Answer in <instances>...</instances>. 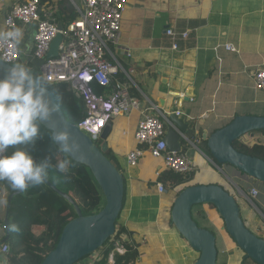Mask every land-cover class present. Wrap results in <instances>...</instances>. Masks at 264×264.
Listing matches in <instances>:
<instances>
[{
    "label": "crops",
    "instance_id": "crops-1",
    "mask_svg": "<svg viewBox=\"0 0 264 264\" xmlns=\"http://www.w3.org/2000/svg\"><path fill=\"white\" fill-rule=\"evenodd\" d=\"M25 1L0 0V33L5 32L11 7ZM168 30L174 31L175 39L168 36ZM33 37V27L22 30L20 62L25 65L33 60ZM114 50L126 70L133 71V93L143 104L141 110L115 118L106 141L125 179L119 222L139 245L142 257L137 264H194L199 257L172 224V209L182 187H165L160 193L155 181L159 171L165 173L163 161L135 140L143 112L151 104L168 117L187 94L189 101L178 112L186 122L198 124L190 135L195 147L185 149L196 167L191 185L223 187L239 201L243 215L264 239V185L249 184L239 171L216 165L205 144L206 136L237 116L264 117V94L252 79V72L264 66V0H129L120 45ZM127 52L131 57L126 58ZM255 141H264V133L240 140L246 144ZM136 149H144L145 156L137 167H131L127 157ZM251 188L259 191L254 205L243 195ZM192 217L199 227L215 234L217 264H257L217 221L211 205L195 206ZM4 236L0 228V239ZM5 262L0 254V264Z\"/></svg>",
    "mask_w": 264,
    "mask_h": 264
},
{
    "label": "built area",
    "instance_id": "built-area-1",
    "mask_svg": "<svg viewBox=\"0 0 264 264\" xmlns=\"http://www.w3.org/2000/svg\"><path fill=\"white\" fill-rule=\"evenodd\" d=\"M74 5L78 18L62 31L58 24L43 20L40 16V0L17 2L7 14L4 26L5 32L26 27L34 28L32 44V59L29 67L38 69L40 75L50 78V85L69 84L83 99L86 116L78 127L94 141L99 142L104 130L117 117L126 116L142 109V102L133 95L136 84L132 80L133 71H127L114 48L120 45L122 25L129 0H79ZM61 34L63 40L59 46V55L50 59L48 55L55 38ZM169 37L175 39L173 30H168ZM184 38L188 34H183ZM21 42L19 45L11 39L0 37V60L6 64H14L21 57ZM174 49L178 48L175 43ZM230 48V46L228 47ZM126 58L131 57L129 52ZM27 65V66H28ZM123 75L120 79L118 76ZM252 79L258 91L264 94V66L252 72ZM95 85L103 87L105 92L97 94ZM178 116H182L179 112ZM207 118L203 116L202 119ZM171 125L167 116L158 107L150 105L143 112V118L135 132L138 145L144 146L152 157L163 161V172L186 174L193 172V159L186 151L177 153L168 149L165 141L167 128ZM186 146L191 142L183 137ZM102 145V143L100 144ZM144 149H136L127 157L128 165L137 167L145 156ZM162 172L156 176L155 187L160 193L165 192V186L159 181ZM250 184V183H249ZM244 197L254 205L259 196L256 188L249 190ZM117 252L123 250L117 245ZM10 247L4 244L0 254L4 257ZM5 264H9L7 259ZM109 264H114L113 255Z\"/></svg>",
    "mask_w": 264,
    "mask_h": 264
},
{
    "label": "water",
    "instance_id": "water-1",
    "mask_svg": "<svg viewBox=\"0 0 264 264\" xmlns=\"http://www.w3.org/2000/svg\"><path fill=\"white\" fill-rule=\"evenodd\" d=\"M58 28L60 31L64 29L62 21L58 23ZM62 40L61 34L55 38L48 58L53 59L59 55L58 49ZM10 66L0 60V78L7 74ZM49 92L53 103L58 105L55 94L50 90ZM189 98L190 95L187 94L183 102H188ZM183 102L171 108L168 115L171 125L165 137L168 149L177 153L183 152L184 149L182 137L190 138L191 132L198 125H192L184 118L177 116L179 108L183 107ZM42 125L51 133L53 130L64 129L72 133L73 138L78 140L81 147L80 152L74 154L71 159L90 170L104 196L105 202L102 209L94 215L85 216L71 196L54 188L74 207L77 216L64 227L56 248L46 256L42 264H77L82 259L95 254L114 236L115 225L124 206L125 179L111 160L105 156L108 150L106 141L111 131V124L101 135L103 140L101 146L96 144L78 125L68 121L59 105L50 120ZM263 131L264 117L237 116L230 124L216 131L209 138L205 137L209 155L216 165L229 166L239 171L249 183L256 182L264 185V160L241 153L234 147V143L244 136L249 134L254 136L255 133ZM249 190L244 191L245 195L249 193ZM21 193L15 192L8 199L4 221L8 234L4 242H7L10 237L8 225L13 199ZM199 205L213 206L223 220L226 232L245 253V256L257 264H264V239L259 238L246 227L236 198L219 185L188 187L180 192L174 202L171 213L172 224L191 249L199 254L194 264H217L218 261L215 234L199 227L192 217L193 208ZM118 245H120L119 242Z\"/></svg>",
    "mask_w": 264,
    "mask_h": 264
},
{
    "label": "trees",
    "instance_id": "trees-1",
    "mask_svg": "<svg viewBox=\"0 0 264 264\" xmlns=\"http://www.w3.org/2000/svg\"><path fill=\"white\" fill-rule=\"evenodd\" d=\"M73 1L79 3V0ZM40 9V16L43 20H50L56 24L62 21L64 28H67L78 18L71 0H40ZM33 73L34 76H40L38 69H33ZM118 77L124 78L123 75ZM49 90L55 94L56 101L68 121L78 125L86 116L82 97L69 84H49ZM95 91L97 94H102L105 89L95 85ZM258 133H264V131ZM50 136L51 132L41 124L40 138L35 144H25L19 147L28 150L37 160L50 155L53 158V163H56L57 160L64 159L65 154L52 143ZM234 147L241 153L264 160V141H255L251 144L237 141L234 143ZM12 150L9 148L6 153L10 154ZM105 156L122 172L110 149L107 150ZM73 165L68 173L70 178L66 179L63 174L50 170L48 183L30 186L27 191L13 199L9 225H19L20 231L9 230L10 237L7 242H4L8 234L4 221L8 199L17 191H13L6 181H0V228L5 233L4 238L0 239V250L4 244L9 245L10 251L5 257L9 264H42L46 256L56 248L64 227L76 218L74 207L55 189L71 196L85 216L94 215L102 209L105 202L104 196L90 170L74 161ZM194 178V171L186 174L165 172L160 176L159 181L169 189L182 187L179 195L184 189L194 186L191 185ZM237 202L241 209L239 201ZM242 218L246 223L244 217ZM119 220L120 216L115 225L114 236L97 250L96 253H99L100 260L95 264H109L111 255L114 258V264H137L141 260L142 254L139 251V245L133 240V233L121 225ZM118 242L123 253L116 250ZM88 259L89 257L84 258L77 264L86 262Z\"/></svg>",
    "mask_w": 264,
    "mask_h": 264
},
{
    "label": "clouds",
    "instance_id": "clouds-1",
    "mask_svg": "<svg viewBox=\"0 0 264 264\" xmlns=\"http://www.w3.org/2000/svg\"><path fill=\"white\" fill-rule=\"evenodd\" d=\"M0 37L14 40L19 45L22 31L17 28L0 33ZM49 82V77L34 76L31 68L22 62L12 64L7 74L0 78V181H6L13 191L24 192L30 186L46 183L50 170L70 178L68 173L74 166L71 157L80 152V143L67 129L53 130L50 136L52 143L65 154V158L56 163L50 155L37 160L28 150L19 147L35 144L40 138V125L49 121L58 110L49 92ZM182 140L185 151L187 146ZM9 148L12 152L5 155ZM8 229L20 231L17 224L8 225Z\"/></svg>",
    "mask_w": 264,
    "mask_h": 264
},
{
    "label": "rangeland",
    "instance_id": "rangeland-1",
    "mask_svg": "<svg viewBox=\"0 0 264 264\" xmlns=\"http://www.w3.org/2000/svg\"><path fill=\"white\" fill-rule=\"evenodd\" d=\"M98 141L99 142H96L98 145H100L102 142H103V140L101 139V138H99L98 139ZM142 160V159H141ZM140 160V161H141ZM194 162V161H193ZM195 165V164H194ZM194 169H196V167L194 168ZM195 171V170H194ZM231 186H232V184H231ZM103 205H104V203H103ZM211 210L213 211V214H214V216L216 217V219H217V221L220 223V224H223V226H224V228H225V225H224V222H223V220L221 219V217L219 216V214L216 212V209L214 208V207H212L211 206ZM242 217H245V219L247 218L246 216H244L243 215V213H242ZM243 219V218H242ZM254 220L255 221H257V219L256 218H254ZM246 223H245V225H246V227L253 233V234H255V235H257L258 236V234L256 233V231H255V229H254V227H253V224H250L249 222V220H247L246 219ZM256 224H258V221L257 222H255ZM193 250V249H192ZM194 251V250H193ZM195 252V251H194ZM198 254V253H197ZM198 258V257H197ZM100 260V255H99V253H95V254H93L92 256H90L89 257V259L86 261V262H81V263H79V264H95L97 261H99Z\"/></svg>",
    "mask_w": 264,
    "mask_h": 264
},
{
    "label": "flooded vegetation",
    "instance_id": "flooded-vegetation-1",
    "mask_svg": "<svg viewBox=\"0 0 264 264\" xmlns=\"http://www.w3.org/2000/svg\"><path fill=\"white\" fill-rule=\"evenodd\" d=\"M177 116H178V115H177ZM179 117H180V116H179ZM169 127H170V126H169ZM169 127H168V128H169ZM167 130H168V129H167Z\"/></svg>",
    "mask_w": 264,
    "mask_h": 264
}]
</instances>
